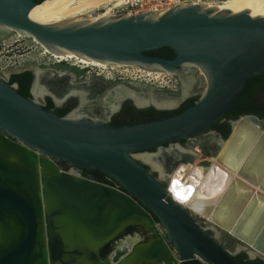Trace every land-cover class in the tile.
<instances>
[{"label": "water", "instance_id": "1", "mask_svg": "<svg viewBox=\"0 0 264 264\" xmlns=\"http://www.w3.org/2000/svg\"><path fill=\"white\" fill-rule=\"evenodd\" d=\"M36 4L0 0V26L27 32L50 49L159 68L181 79L190 67L200 68L207 86L180 113L113 126L86 115L58 116L0 77V264H112L116 240L135 232L141 239L115 264H237L213 226L240 243L236 253L264 260V130L258 117L234 118L215 156L236 176L206 198L213 200L212 229L201 227L193 211L169 196L166 183L131 155L156 147L152 156L160 160L164 144L211 129L233 109L247 80L264 74V18L193 4L156 18L141 12L56 26L28 18ZM165 46L173 58L146 53ZM191 96L186 92L183 100ZM62 161L101 171L118 186L65 170Z\"/></svg>", "mask_w": 264, "mask_h": 264}, {"label": "rangeland", "instance_id": "2", "mask_svg": "<svg viewBox=\"0 0 264 264\" xmlns=\"http://www.w3.org/2000/svg\"><path fill=\"white\" fill-rule=\"evenodd\" d=\"M223 1L224 0H183L184 3L204 2L210 4L222 3ZM139 2H141V0H130L119 6H114L113 2H111L107 4V6H103L102 9L92 12L91 14L97 15L101 10H106L107 8L110 11V20H113L124 16L125 14L128 15V13H139L142 9L147 7L146 5L140 6ZM68 23L69 22H66L60 26L70 25ZM52 59L53 58L50 55H44L42 53V48L38 43L32 40V38L25 35L19 36L15 29L5 30L0 27V77L7 81L9 74L11 73L31 69L34 71L37 70L39 74L33 87L38 86L43 88L48 86L53 89V87L71 86L75 91L79 90L84 94L82 100L84 103V110H81L80 112L88 117L102 118L108 121L114 114L106 113L110 107L109 103L112 102L111 98L114 100L116 99L115 96L117 93H120V91H132L139 95L147 94L157 98L175 100V103L171 107H165L167 110H172L177 108L185 100H183L185 91L191 93L192 96H199L204 92L203 90H205L207 86L206 76L200 68L196 67H190L184 72L185 79L183 80L172 72L156 68L152 69V71H158L161 74H154L151 71V75H146L142 69L149 68L138 64L115 66L112 69L109 67L112 65H108L107 68L99 71L101 68L97 69L89 66L80 68L77 65H72L70 61L54 63ZM96 71H99L100 75L104 74L107 79L95 76ZM108 74H111L112 77L108 76ZM13 85L15 86L16 84ZM32 97L37 102L41 104L44 103V96L42 97V94L38 95L34 93V96ZM79 104L80 98L79 101H76V103L71 106L67 115H81L77 113ZM250 115L258 118L261 117L256 114ZM234 120V117L229 118L230 126L231 122ZM260 123L264 124V122ZM195 138L196 141L193 147L181 148L180 146H177V143H174L173 145H176L175 147L177 149L180 148L184 150V152L191 150L193 155L189 156V159H198L199 163L207 164V158L212 155L211 152L214 149L215 144L217 145L221 142L224 136L217 131H208L196 135ZM173 151L170 154H161L166 156L165 162L162 161V156H160V160L155 159V162L161 164L166 171L164 175L160 174L155 165L151 162L145 161L142 157L145 154L152 155L156 151L149 149L142 152H134L131 155L132 157L140 159L152 166V169L156 172V178L165 184L167 173L172 169V167H167V164L170 162L172 163L175 158L177 159L175 151ZM72 169V167L69 168V170ZM194 219L205 229L213 228L197 215L194 216ZM214 232H216V236L213 234L214 237H216L218 241H221L227 250L236 253V247L240 245L236 239L228 237L225 232L217 229H214Z\"/></svg>", "mask_w": 264, "mask_h": 264}, {"label": "bare ground", "instance_id": "3", "mask_svg": "<svg viewBox=\"0 0 264 264\" xmlns=\"http://www.w3.org/2000/svg\"><path fill=\"white\" fill-rule=\"evenodd\" d=\"M129 1L130 0H43L41 3L34 5L29 9L28 18L40 24H50L56 26H60L62 24H65L66 22H69L68 24H91L96 22L105 23L110 21L109 9L106 8V10H101L97 15H92L91 13L102 9L103 6H107V4L111 2H113L114 6H119ZM193 4L199 5L202 10L210 9L212 13L221 12L224 10H227L231 14L246 11L251 17L264 18V0H224L222 3L217 4L192 2L183 3L182 6ZM166 10L167 9L154 10L148 13L147 16L156 18L162 15ZM128 15H130V13H128ZM0 27L5 30L12 29L7 26ZM17 32L19 36L25 35L32 38V40L38 43L42 48V53L44 55H50L53 58L52 60L54 63L70 61L72 65H77L80 68L88 66L97 69L101 68L99 69V71L107 68L108 65H112L109 66L112 69L115 66L134 64L119 61L114 62L105 59H95L84 54L77 53L75 51L67 50L65 48L50 49L39 42L29 33L20 30H17ZM186 66L188 68L191 66V64H186ZM152 69L154 68L142 70L146 75H151L152 72L154 74H161L158 71H152ZM99 71L97 72L100 75ZM35 72L37 80L39 73L37 72V70H35ZM33 88V92L38 95H43L45 92H48L46 86L43 88L35 86ZM51 88L52 87H48L49 90L54 92L53 96L57 101H61L69 93L76 92L71 86L55 88L53 87V89ZM185 93L186 91L184 92V94ZM127 94H129V96H131L134 99L135 103L138 105L152 103L159 108L171 107L175 103V100L173 101L171 99L157 98L154 96H149L147 94L139 95L132 91H128L127 93L120 91V94H118L117 97L118 99H115L114 102H111L108 110L111 111L117 108L119 99ZM80 111L81 110H78L77 113L81 114ZM260 127L264 130L263 123ZM223 141L219 142L217 145L215 144L214 149L212 148V155L207 158V164L199 163L198 159H189V156L193 155L191 150L187 152L185 151V153L184 150L180 148L177 149L176 147L174 151L177 159L175 158L172 163L170 162L169 164H167V167H172V169L167 173V180L165 185L169 196L181 206L193 211L198 217H200L210 225L213 224L209 222L208 215L212 207V204L210 205V201L213 200H207L206 198L216 195V192H218V190L223 187L222 185L226 182V180L236 176L235 172L231 171L229 168H227V166L216 160L215 156L221 145L223 144ZM161 156L163 159L161 160L165 162L166 156ZM142 157L145 161L151 162L153 165H155L160 174L164 175L166 173L163 166L155 162L152 155L145 154ZM152 160L154 161V163ZM252 188L259 190V188L254 185L252 186ZM261 191L264 193L263 190ZM213 227L220 229L217 226ZM220 231L223 230L220 229ZM140 239L141 235L137 234L136 232L133 234H126L117 239L114 243L113 250L109 255V260L112 262V264H115L117 258L120 255L128 252L132 248V246L136 244Z\"/></svg>", "mask_w": 264, "mask_h": 264}, {"label": "trees", "instance_id": "4", "mask_svg": "<svg viewBox=\"0 0 264 264\" xmlns=\"http://www.w3.org/2000/svg\"><path fill=\"white\" fill-rule=\"evenodd\" d=\"M37 4L41 3L43 0H35ZM147 54L154 55V56H160L164 58H173L175 56V52L172 48L165 46L161 47L156 50H149L146 51ZM32 82V73L29 70H24L21 72H14L10 74L9 79L7 80V83L9 85L16 84V90L23 95L26 98H30V85ZM264 82V74L262 75H256L250 79L247 80V88L246 90L241 94V96L237 99V101L234 103V107L232 110H229L225 112L224 116L216 121L211 129H214L217 132H220L224 137L227 135L228 131L230 130V125L228 122V119L231 117H238L242 114H259V106L250 105L249 99L252 97V94L256 90V88ZM199 96H191L187 99H185L177 108L172 110H155L152 108H146V109H134L132 106H130L128 114L130 115V120L128 122L132 123L133 120L136 122L141 121H148V120H155L160 119L162 117H168L172 116L174 114L182 112L184 109L190 107L194 104V102L198 99ZM128 103V102H127ZM249 104V105H248ZM43 108L47 111H50L52 113H55L58 116H64L69 108H54L52 100L47 97L45 100V104L43 105ZM145 115H149L148 119H144ZM116 115L114 116V119H116ZM141 117L142 120H141ZM124 123V121H122ZM118 125H122L117 123ZM116 125V126H118ZM94 174L96 179H99L100 181H103L107 184L113 183L115 180L108 176L107 174L98 171V170H88ZM232 259L237 264H264V260L260 258H254V259H248L247 255L244 251H240L236 254L232 255Z\"/></svg>", "mask_w": 264, "mask_h": 264}, {"label": "flooded vegetation", "instance_id": "5", "mask_svg": "<svg viewBox=\"0 0 264 264\" xmlns=\"http://www.w3.org/2000/svg\"><path fill=\"white\" fill-rule=\"evenodd\" d=\"M31 71V70H29ZM32 73V71H31ZM95 76H99V77H103V78H106L104 76V74L102 75H99L96 71V74ZM107 76V75H106ZM108 76H111V74H108ZM9 77H10V74H9ZM32 78H33V75H32ZM102 78V79H103ZM9 79V78H8ZM107 79V78H106ZM90 83V82H89ZM31 86V85H30ZM248 86V85H247ZM123 92H128V91H123ZM120 94V93H118ZM118 94L115 96L116 99H118ZM84 96V94H82L79 90H76V92H72V93H69L66 98H64L62 101H56L53 96L51 94H49L48 92L45 93V96H44V103L42 105L45 104V100L47 97H49L52 102H53V105H54V108H66L68 107L69 110L71 108V106L76 103V101H79V96ZM30 98L33 99V97L30 95ZM112 99V102L115 101L113 98ZM119 100H121V103H120V107L114 111L112 117L107 121V120H104L105 122L113 125V126H116L118 125L117 123L119 124H128L129 120L131 119L130 118V115L128 114L129 112H127L130 108V106H132L134 109H146V108H152V109H155V110H167L165 107L164 108H161V107H157L155 106L154 104H150L148 106H145V107H141L139 106L138 104L136 105L134 99L129 96V94L125 95L124 97L120 98ZM128 102V103H127ZM111 104V102L109 103ZM249 104L252 106L254 105V107L257 105L259 106V113L260 114H264V82L262 84H260L256 90L254 91V93L252 94V97L249 99ZM248 104V105H249ZM68 110V112H69ZM82 110H84V107L82 108ZM68 112L64 115V116H67ZM116 112V113H115ZM81 115H85V114H81ZM117 116L116 119H114V116ZM258 116H261L260 118H258V120H260L261 122H264V115H259V114H256ZM88 117V116H87ZM231 117V116H230ZM89 119H102V118H92V117H88ZM143 117H141V120H142ZM149 118V115H145L144 116V119H148ZM122 121H124V123H122ZM133 122H136L133 120ZM132 122V123H133ZM228 122H229V119H228ZM208 131H214V129H208L206 130L205 132H208ZM198 135V134H197ZM196 135L195 136H192L190 138H185V139H182L177 143V146H180L181 148H186V147H193L195 141H196ZM174 144V143H173ZM170 145V144H164L163 145V151L160 152L161 154H164V153H171V151H173L175 149V146L176 145ZM172 148V150H171ZM153 151H156L154 152L153 154L157 153L158 152V149L156 147L154 148H151ZM150 149V150H151ZM169 149V150H168ZM141 165H143V167L148 170L154 177H156V172L155 170L152 169V166H150L148 163L140 160V159H136ZM169 162V160H168ZM59 165L64 168L65 170H69L70 167L74 168L75 170H77V172L81 173L83 176H86V177H92V178H95L96 177L94 176V174L86 169H83V168H78V167H75V166H72L69 162L67 161H62L59 163ZM111 185L113 186H118L117 183L114 181L113 183H111ZM248 258V256H247ZM249 259V258H248Z\"/></svg>", "mask_w": 264, "mask_h": 264}, {"label": "built area", "instance_id": "6", "mask_svg": "<svg viewBox=\"0 0 264 264\" xmlns=\"http://www.w3.org/2000/svg\"><path fill=\"white\" fill-rule=\"evenodd\" d=\"M140 6L146 5L145 9H142V13H150L158 9H170L172 7L182 6L183 0H141ZM139 12V13H141ZM136 14V13H135ZM98 73V72H97Z\"/></svg>", "mask_w": 264, "mask_h": 264}, {"label": "clouds", "instance_id": "7", "mask_svg": "<svg viewBox=\"0 0 264 264\" xmlns=\"http://www.w3.org/2000/svg\"><path fill=\"white\" fill-rule=\"evenodd\" d=\"M236 254V253H235Z\"/></svg>", "mask_w": 264, "mask_h": 264}]
</instances>
